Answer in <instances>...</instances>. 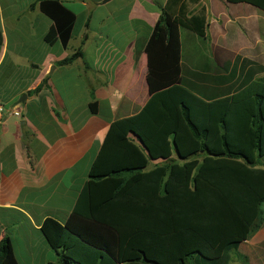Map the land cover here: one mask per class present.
Masks as SVG:
<instances>
[{
	"label": "trees",
	"instance_id": "trees-1",
	"mask_svg": "<svg viewBox=\"0 0 264 264\" xmlns=\"http://www.w3.org/2000/svg\"><path fill=\"white\" fill-rule=\"evenodd\" d=\"M227 1L264 12V0ZM197 2L162 8L144 47L150 97L111 124L65 224H41L57 256L48 264H231L228 252L262 225L264 79L253 76L264 69L236 79L183 77L179 29L206 41L204 8L188 12ZM38 7L52 21L44 41L66 46L74 13L58 0ZM82 56L77 50L59 64ZM89 110L97 112L95 101ZM0 264H17L7 238Z\"/></svg>",
	"mask_w": 264,
	"mask_h": 264
},
{
	"label": "crops",
	"instance_id": "crops-1",
	"mask_svg": "<svg viewBox=\"0 0 264 264\" xmlns=\"http://www.w3.org/2000/svg\"><path fill=\"white\" fill-rule=\"evenodd\" d=\"M38 1L0 0V104L7 109L0 124V242L7 238L13 249L37 234L48 253L54 251L41 224H65L111 124L139 113L150 97L144 47L168 0H58L75 15L66 46L44 41L52 21ZM201 8L205 42L179 29L183 77L236 79L264 69L263 11L199 0L188 12ZM77 50L81 58L59 64ZM253 77L264 79V70ZM160 164L149 161L148 169ZM213 242L224 249L225 241ZM228 256L231 264H264V218Z\"/></svg>",
	"mask_w": 264,
	"mask_h": 264
},
{
	"label": "rangeland",
	"instance_id": "rangeland-1",
	"mask_svg": "<svg viewBox=\"0 0 264 264\" xmlns=\"http://www.w3.org/2000/svg\"><path fill=\"white\" fill-rule=\"evenodd\" d=\"M12 245L17 264H45L48 260V253L50 254V262L57 260L54 252H45L40 242V236L37 234L28 236V241H15Z\"/></svg>",
	"mask_w": 264,
	"mask_h": 264
},
{
	"label": "built area",
	"instance_id": "built-area-1",
	"mask_svg": "<svg viewBox=\"0 0 264 264\" xmlns=\"http://www.w3.org/2000/svg\"><path fill=\"white\" fill-rule=\"evenodd\" d=\"M6 112H7V109L2 104H0V124L3 123L4 116H5ZM9 114H11L15 117H19L20 111L19 110H11Z\"/></svg>",
	"mask_w": 264,
	"mask_h": 264
},
{
	"label": "water",
	"instance_id": "water-1",
	"mask_svg": "<svg viewBox=\"0 0 264 264\" xmlns=\"http://www.w3.org/2000/svg\"><path fill=\"white\" fill-rule=\"evenodd\" d=\"M110 0H103L102 3H107L109 2Z\"/></svg>",
	"mask_w": 264,
	"mask_h": 264
}]
</instances>
